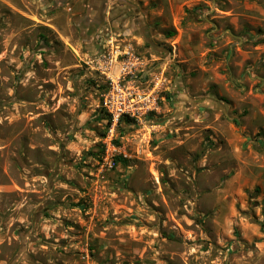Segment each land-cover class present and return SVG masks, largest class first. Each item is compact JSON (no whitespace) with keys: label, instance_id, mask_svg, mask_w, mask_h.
<instances>
[{"label":"rangeland","instance_id":"obj_1","mask_svg":"<svg viewBox=\"0 0 264 264\" xmlns=\"http://www.w3.org/2000/svg\"><path fill=\"white\" fill-rule=\"evenodd\" d=\"M0 264H264V0H0Z\"/></svg>","mask_w":264,"mask_h":264},{"label":"built area","instance_id":"obj_2","mask_svg":"<svg viewBox=\"0 0 264 264\" xmlns=\"http://www.w3.org/2000/svg\"><path fill=\"white\" fill-rule=\"evenodd\" d=\"M142 62L130 50L119 47L101 55L98 70L103 75L107 89L102 94V107L110 119L104 140L103 163L113 165L117 148L113 143L116 127L124 115L139 117L157 106V89L140 90L130 81L136 72L142 70Z\"/></svg>","mask_w":264,"mask_h":264},{"label":"trees","instance_id":"obj_3","mask_svg":"<svg viewBox=\"0 0 264 264\" xmlns=\"http://www.w3.org/2000/svg\"><path fill=\"white\" fill-rule=\"evenodd\" d=\"M100 86H101L103 92L107 89V86H106L105 84L100 85ZM104 112H105V111H104ZM108 119H109V118H108ZM125 119H130V117H129L128 115H124V116L120 119V121H121V120H125ZM109 125H110V119H109V122H108L107 127H106V133H105L103 136L107 135V130H108ZM114 161H115V164H120V163H121V164H126L127 159H126L125 157H123L122 155H115V157H114Z\"/></svg>","mask_w":264,"mask_h":264}]
</instances>
